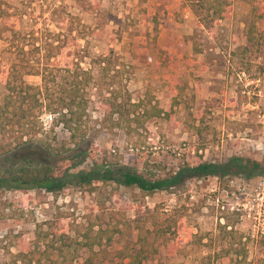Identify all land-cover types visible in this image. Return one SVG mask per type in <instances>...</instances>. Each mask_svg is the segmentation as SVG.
Segmentation results:
<instances>
[{
	"label": "rangeland",
	"instance_id": "374dc122",
	"mask_svg": "<svg viewBox=\"0 0 264 264\" xmlns=\"http://www.w3.org/2000/svg\"><path fill=\"white\" fill-rule=\"evenodd\" d=\"M229 2L227 18L205 30L187 0H0V93L2 72L16 59V46L35 66L78 63L88 70L93 81L87 90L88 134L81 147L89 159L78 169L87 170L95 161L159 178L183 162L224 163L231 157L264 167V60L250 55L243 71L240 56L233 57L247 46L251 2ZM84 5L93 9L84 12ZM256 26L264 37V21ZM49 44L61 47L56 58ZM24 80L40 85L36 76ZM140 100L148 111L154 106L165 113L175 103L170 120H146L141 109L131 106ZM45 140L60 149L68 133L58 126ZM40 153L32 143L16 159L6 162L0 156V171L38 156L57 171L68 167L66 156ZM96 187L92 194L71 187L57 196L0 191V264H11L20 250L39 246L43 234L60 231L77 250L66 262L79 264L87 252L77 245L89 229L115 233L107 251L136 242L139 231L150 243L155 239L158 253L143 264H227L235 255L227 246L231 239L219 230L223 225L232 227L236 240L240 237L247 263L263 259L264 175L223 185L212 178L193 180L184 190L150 197L109 183ZM164 219L172 228L157 240L151 232ZM175 222L181 225L177 235Z\"/></svg>",
	"mask_w": 264,
	"mask_h": 264
},
{
	"label": "trees",
	"instance_id": "16d2710c",
	"mask_svg": "<svg viewBox=\"0 0 264 264\" xmlns=\"http://www.w3.org/2000/svg\"><path fill=\"white\" fill-rule=\"evenodd\" d=\"M250 2L245 31L247 46L242 47L238 54L233 53V57L240 56L238 61L243 71L252 61L250 55L263 56L264 60V37L260 35L256 26L257 23L264 21V0H250ZM187 7L196 17L199 26L208 30L218 21L227 18L231 6L229 0H187ZM81 9L85 12L92 10L93 7L84 5ZM48 48L53 58H56L61 50V47L52 44H49ZM26 55L27 52L22 47L16 46V59L6 71L2 72L5 77L2 89L4 92L0 93V156L8 162L16 159L18 152L36 143L40 155L42 152L52 154L54 151L56 155L66 156L64 161L68 167L57 171L48 161L41 160L38 156L35 161H28L12 171H0V191L40 190L57 196L74 187L92 194L97 184L109 183L123 189H136L144 197H150L156 193L184 190L186 184L193 180L212 178L217 179L219 185H223L233 178L252 180L264 175V167L259 162L241 157H231L224 163L204 162L198 157L199 160L194 164L183 162L176 171L159 178L143 176L123 166L110 168L105 163L98 164L95 161L87 170L78 169L85 160L89 159L81 146L88 134L85 126L89 105L87 90L93 81L92 75L88 70L82 69L78 63L64 68H60L57 64H52V68L35 66L24 58ZM26 76L39 77L40 85L27 84L24 80ZM168 95L172 96L171 93ZM174 104L168 105L167 113L154 106L148 111L145 106L147 103L142 100L131 106L134 109H141V116L146 120L156 117L167 122L171 118L170 112ZM44 112L55 117L49 132L43 130L40 122ZM137 117L134 118L138 122ZM58 126L68 133V142L63 143L60 149H53L45 138ZM27 156L28 154L22 157L23 162L27 161ZM174 226L177 235L181 225L175 222ZM171 228L170 220L164 219L160 228L154 229L151 234L154 232L157 240H163ZM219 230L231 239L227 246L235 255V258L228 260L227 264H253L247 263L244 245L239 240L240 237L238 240L235 239L236 232L232 227L223 225ZM129 233L130 231L127 234ZM114 234L113 231L101 229L93 233L89 229L83 237L85 241L77 245L80 250L84 249L87 252L86 258L79 264H143L158 253L160 245L155 239L150 243L140 231L136 242L125 243L118 251H107ZM55 243L59 245L55 246ZM38 244L40 245L35 243L29 251L20 250L11 264L73 263L72 260L66 262V256L76 253L77 250L65 231L43 234L39 237ZM262 255L263 259H259L254 264H264V252Z\"/></svg>",
	"mask_w": 264,
	"mask_h": 264
},
{
	"label": "built area",
	"instance_id": "2783aa9c",
	"mask_svg": "<svg viewBox=\"0 0 264 264\" xmlns=\"http://www.w3.org/2000/svg\"><path fill=\"white\" fill-rule=\"evenodd\" d=\"M54 118L55 117L53 115H51V114H43L40 117V122H41V124L43 126V130H46L47 126H50L53 123V119ZM130 151H132V149ZM261 231H263V228H261Z\"/></svg>",
	"mask_w": 264,
	"mask_h": 264
}]
</instances>
